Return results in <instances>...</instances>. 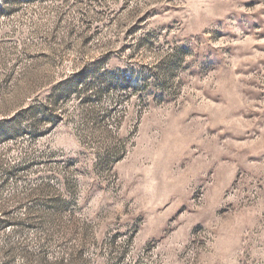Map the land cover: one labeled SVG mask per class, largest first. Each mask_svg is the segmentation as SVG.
<instances>
[{
	"label": "rangeland",
	"instance_id": "374dc122",
	"mask_svg": "<svg viewBox=\"0 0 264 264\" xmlns=\"http://www.w3.org/2000/svg\"><path fill=\"white\" fill-rule=\"evenodd\" d=\"M0 264H264V0H0Z\"/></svg>",
	"mask_w": 264,
	"mask_h": 264
}]
</instances>
